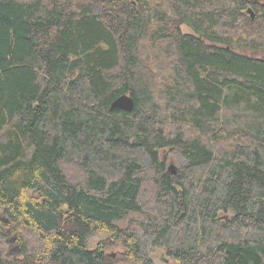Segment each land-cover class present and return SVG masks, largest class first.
Returning a JSON list of instances; mask_svg holds the SVG:
<instances>
[{"label":"trees","instance_id":"trees-1","mask_svg":"<svg viewBox=\"0 0 264 264\" xmlns=\"http://www.w3.org/2000/svg\"><path fill=\"white\" fill-rule=\"evenodd\" d=\"M108 243L264 264V0H0V264Z\"/></svg>","mask_w":264,"mask_h":264},{"label":"rangeland","instance_id":"rangeland-1","mask_svg":"<svg viewBox=\"0 0 264 264\" xmlns=\"http://www.w3.org/2000/svg\"><path fill=\"white\" fill-rule=\"evenodd\" d=\"M186 32L187 30L184 29ZM161 159L165 162V166L167 171L174 172L176 174L178 171H180L185 165H186V160L180 155L176 150L174 149H165L161 151L160 153ZM67 170L71 175L75 174V169L72 166H67ZM75 177V175L73 176ZM146 197L147 195H150V191L148 189L145 190ZM147 200V198L145 199ZM3 222L5 223L4 220H7L5 217L2 218ZM108 234L103 231L96 232L92 234L89 237L88 240V246L89 248H94L97 243L100 241L107 242L108 241ZM16 237H11L10 241H8V244L11 243V247H9V253H16L19 251V246L17 245V242H15ZM107 245V250L106 254L110 256L114 261L115 264H131L129 262L124 261L121 257L124 256L125 254V249L120 245V244H115V243H108ZM152 261L154 264H176L175 262L171 261L169 257L166 256L164 250H155L153 253L150 255ZM22 264V263H20Z\"/></svg>","mask_w":264,"mask_h":264},{"label":"water","instance_id":"water-1","mask_svg":"<svg viewBox=\"0 0 264 264\" xmlns=\"http://www.w3.org/2000/svg\"><path fill=\"white\" fill-rule=\"evenodd\" d=\"M254 15L251 13V17ZM134 106V101L130 95L123 94L116 98L110 105L109 110L112 109H119V110H124L127 112H130L133 109ZM174 174V172H171ZM5 222H8V220H4Z\"/></svg>","mask_w":264,"mask_h":264}]
</instances>
